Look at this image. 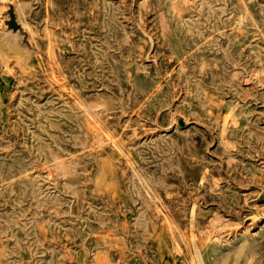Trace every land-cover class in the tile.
<instances>
[{"label":"rangeland","instance_id":"1","mask_svg":"<svg viewBox=\"0 0 264 264\" xmlns=\"http://www.w3.org/2000/svg\"><path fill=\"white\" fill-rule=\"evenodd\" d=\"M0 264H264V0H0Z\"/></svg>","mask_w":264,"mask_h":264},{"label":"water","instance_id":"2","mask_svg":"<svg viewBox=\"0 0 264 264\" xmlns=\"http://www.w3.org/2000/svg\"><path fill=\"white\" fill-rule=\"evenodd\" d=\"M9 25L12 27V28H17V24L15 23V21L12 19L10 20L9 22Z\"/></svg>","mask_w":264,"mask_h":264}]
</instances>
